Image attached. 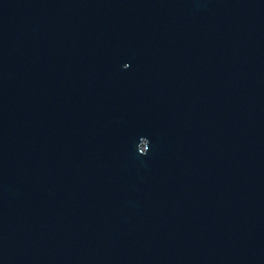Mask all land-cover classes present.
<instances>
[{
  "label": "water",
  "instance_id": "obj_1",
  "mask_svg": "<svg viewBox=\"0 0 264 264\" xmlns=\"http://www.w3.org/2000/svg\"><path fill=\"white\" fill-rule=\"evenodd\" d=\"M0 264H264V0H0Z\"/></svg>",
  "mask_w": 264,
  "mask_h": 264
}]
</instances>
